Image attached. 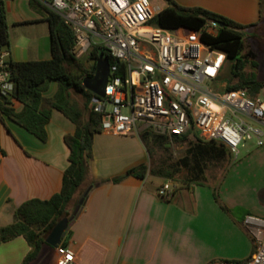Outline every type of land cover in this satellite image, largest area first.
<instances>
[{"label": "crops", "instance_id": "crops-1", "mask_svg": "<svg viewBox=\"0 0 264 264\" xmlns=\"http://www.w3.org/2000/svg\"><path fill=\"white\" fill-rule=\"evenodd\" d=\"M173 1L180 6H199L241 25H253L259 20L260 0ZM165 7L166 4L157 9ZM6 10L4 7L5 17ZM263 24L264 21L249 29ZM250 39L258 42L256 37ZM5 52L6 60L13 62L51 58L50 48L49 52L41 51L38 44L28 40L23 44L15 42L11 47L10 37L9 50ZM57 88L56 82H50L42 93L48 104ZM73 95L70 91L71 105L76 99ZM12 107L16 112L22 109L15 101ZM75 129L66 116L52 109L46 125L47 139L41 142L2 118L0 228L12 223L14 212L22 203L48 200L60 192L63 174L69 166L64 136L73 135ZM258 148L264 149V145ZM250 156L264 161V151ZM148 162L141 137L104 132L93 135L88 178L92 188L61 241L73 253L77 264L243 263L250 258L253 243L243 220L247 216L264 218V194L260 195L258 186L255 189L252 183L236 186L237 179L231 176H225L220 184L221 177L216 180L204 177L177 188L169 200H164L158 196L162 185L153 182V178L160 177L149 172L144 179L128 176L118 183L111 181ZM30 251L22 237L2 243L0 264H22ZM56 260L54 248L44 245L29 264H56Z\"/></svg>", "mask_w": 264, "mask_h": 264}, {"label": "built area", "instance_id": "built-area-1", "mask_svg": "<svg viewBox=\"0 0 264 264\" xmlns=\"http://www.w3.org/2000/svg\"><path fill=\"white\" fill-rule=\"evenodd\" d=\"M5 1L0 0V17ZM40 1L72 32L76 59H87L93 49L107 54L104 97L93 95L88 105L100 116L101 132L138 137L147 132L170 142L191 135L235 156L247 141L264 145V94L251 98L244 90H228L222 81L225 54L200 38L216 33L215 22L198 32L158 27L153 20L160 10L150 0ZM6 56L0 53L1 96L12 91ZM173 192L165 183L158 196L169 200ZM243 225L253 243L250 258L210 264H264V218L247 216ZM54 250L56 264H77L65 245Z\"/></svg>", "mask_w": 264, "mask_h": 264}, {"label": "trees", "instance_id": "trees-1", "mask_svg": "<svg viewBox=\"0 0 264 264\" xmlns=\"http://www.w3.org/2000/svg\"><path fill=\"white\" fill-rule=\"evenodd\" d=\"M164 1L166 7L155 16L154 25L169 30L185 28L198 32L208 22H215L218 25L216 33H202L200 38L205 44L225 54L226 62L229 64L226 76L227 89L244 90L251 98L264 94V84L255 75H247L244 71L247 57L251 55L249 52L244 54L245 31L264 21V0L259 2L258 23L253 25H241L203 8L183 7L173 0ZM44 11L43 20L48 27L51 58L46 61H7L12 91L7 96L0 95V121L5 117L39 141L45 142L46 125L52 109H56L74 123L76 129L73 135L64 136V143L69 149V166L63 174L60 192L48 200L32 199L22 203L15 210L12 223L0 228V244L22 237L31 248L22 264H29L37 258L42 246L47 245L44 242V234L60 220L71 216L79 198L90 185L88 178L92 138L94 134L101 132L100 116L88 106L93 95L83 88L82 80L85 77H92L99 55L107 54L104 50L93 49L87 58L92 65L85 69L82 61L72 54L74 36L70 29L63 24L58 15L46 8ZM4 13L3 9L0 17V53L9 50L8 25ZM70 67H74L76 71L69 70ZM50 82H56L58 88L48 104L42 93ZM70 91L82 96L84 99L82 108L73 100L71 105ZM14 101L22 105L21 111L14 110L12 107ZM141 139L144 144L158 146L169 142L167 138L147 132ZM171 143L190 145L187 156L181 163L185 167H190L188 169L192 172H196L195 177L198 179L203 174L204 162L209 157L223 161L229 153L220 144L202 142L191 135L173 138ZM0 152L3 153L1 148ZM148 172V165L144 164L111 181L118 183L128 176L144 179ZM162 175L168 177L167 173Z\"/></svg>", "mask_w": 264, "mask_h": 264}, {"label": "rangeland", "instance_id": "rangeland-1", "mask_svg": "<svg viewBox=\"0 0 264 264\" xmlns=\"http://www.w3.org/2000/svg\"><path fill=\"white\" fill-rule=\"evenodd\" d=\"M150 1L153 8H161L165 5L164 0ZM4 7L7 8L6 20L10 37V46L12 47L15 42L23 44L25 40H28L33 44H38L41 51L48 50L49 52V32L47 24L43 20L45 7L42 5L41 1L7 0L4 2ZM45 36L46 38H44ZM252 37H256L258 42L250 39ZM248 52L251 55L247 57L244 71L247 75H255L256 78L264 84V24L257 29L252 28L245 31L244 54ZM82 63L85 69H88L92 65V62L88 61V59H84ZM253 63L256 65H253ZM228 68L229 64L226 62L225 69L222 73V81L226 83ZM69 70L76 71L74 67H70ZM73 96L76 98L73 99V101L76 100L79 107L82 108L84 99H82L81 96ZM107 108L110 109V106ZM145 145L148 148L149 173L160 177L153 178V182L157 186L169 183L173 190H176L177 188L189 186L194 181L201 180V178L204 177H207V180H216L221 177L218 181L220 184V181H222L225 176H231V178L237 179V182H234L236 186H245L252 183L254 189L258 186L257 188L261 196L264 194V185H261L264 181V176H262L264 161L257 160L250 156L251 154L261 153L264 149L256 147L253 141H247L242 148H239L236 156L228 154V157L223 161H218L209 157L204 162L203 175H201L199 179L195 177L196 172H192L188 169L190 167H185L181 163L187 156V150L190 147L188 143L175 144L169 141L164 143L163 146L150 143H146ZM187 164L190 165V163ZM162 173H167L168 177L163 176Z\"/></svg>", "mask_w": 264, "mask_h": 264}, {"label": "water", "instance_id": "water-1", "mask_svg": "<svg viewBox=\"0 0 264 264\" xmlns=\"http://www.w3.org/2000/svg\"><path fill=\"white\" fill-rule=\"evenodd\" d=\"M109 73V63L108 60L103 56L99 55L98 59L95 63L94 73L92 77H85L82 80L83 88L91 93L92 95L103 98L104 97V88L107 82ZM91 186H89L83 195L79 198L76 207L74 208L71 216L69 218H64L60 220L55 226L48 232H46L43 236L45 244H47L51 248H55L59 245L68 231V229L72 226L75 219L78 217L84 201L91 190Z\"/></svg>", "mask_w": 264, "mask_h": 264}]
</instances>
